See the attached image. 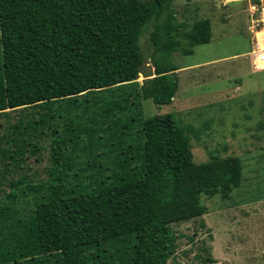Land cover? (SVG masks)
<instances>
[{
	"label": "trees",
	"instance_id": "16d2710c",
	"mask_svg": "<svg viewBox=\"0 0 264 264\" xmlns=\"http://www.w3.org/2000/svg\"><path fill=\"white\" fill-rule=\"evenodd\" d=\"M173 2L0 0V114L38 107L67 123L53 131L46 177L10 181L0 195V264H178L170 262L178 249L173 225L205 215L204 195L240 185L241 158L197 163L192 137L172 112L143 119L138 153L131 155L133 144L122 149L111 181L71 178L78 173L68 151L71 123L80 103L137 80L148 27L154 74L140 93L158 107L171 105L179 90L173 54L211 41V21L186 30ZM216 262L210 254L204 264Z\"/></svg>",
	"mask_w": 264,
	"mask_h": 264
},
{
	"label": "rangeland",
	"instance_id": "374dc122",
	"mask_svg": "<svg viewBox=\"0 0 264 264\" xmlns=\"http://www.w3.org/2000/svg\"><path fill=\"white\" fill-rule=\"evenodd\" d=\"M173 7L186 30L208 18L211 41L193 47L191 54H173V62L181 67L179 90L171 105L158 107L140 93L154 74L153 27H148L141 37L145 60L137 80L117 87L114 93L91 95L90 99L97 97L94 103H80L71 123L73 140L68 151L78 172L72 170L71 178L86 176L88 183L89 174L108 175L111 181L110 175L122 169L117 162L122 149L133 144L131 155L138 153L143 119L172 112L192 137L197 163L239 157L243 178L228 195H204L205 215L173 225L178 249L170 262L204 264L211 254L216 264H264V70L254 67L257 45L251 29L256 21L258 28L263 27L264 0H174ZM221 65L223 70L217 71ZM42 112H49L45 119H40ZM66 124L58 112L38 107L0 114V195L10 181L46 177L53 131L64 130ZM23 138L28 142L20 146ZM18 146L17 153L6 150Z\"/></svg>",
	"mask_w": 264,
	"mask_h": 264
},
{
	"label": "crops",
	"instance_id": "0c3cea01",
	"mask_svg": "<svg viewBox=\"0 0 264 264\" xmlns=\"http://www.w3.org/2000/svg\"><path fill=\"white\" fill-rule=\"evenodd\" d=\"M257 1H258V0H257ZM260 1H262V3H263V0H260ZM256 22H257V21H256ZM256 22H255V26H252V28H251L252 31H255V43H254V45H257V44H256V41H258V37H257V33H258L257 31H258V30H257ZM261 29H263V27H262ZM260 31H261V30H260ZM256 49H257V51H256ZM260 49H261V50H260ZM254 52H255V53H254ZM260 52H264V48H261L260 46H258V47H255V48L253 49V54H254V60H253V62H254V61L257 62V64L254 63V67H255L256 70H262V69L264 70V67H260V66H259V63H258V62H259V60H258V59H259L258 53H260ZM263 65H264V64H263ZM263 65H262V66H263ZM257 66H259L260 68L257 67ZM194 67H195V66H194ZM223 68H224V66H222V65H221L220 67L217 66V69H216V70H217V71H218L219 69H220V70H223ZM220 101H222V99H221ZM220 103H221V102H220ZM220 106H221V104H220Z\"/></svg>",
	"mask_w": 264,
	"mask_h": 264
},
{
	"label": "bare ground",
	"instance_id": "6f19581e",
	"mask_svg": "<svg viewBox=\"0 0 264 264\" xmlns=\"http://www.w3.org/2000/svg\"><path fill=\"white\" fill-rule=\"evenodd\" d=\"M258 40H259V44H260V46H261V48H264V27H263V29L261 30V31H259L258 33ZM261 37V38H260ZM258 47V46H257ZM261 50V49H260ZM259 60H261V58L259 57ZM255 64H257V62H255ZM263 64H261V66H262ZM260 66V67H261ZM257 67H259V66H257ZM259 67V68H260Z\"/></svg>",
	"mask_w": 264,
	"mask_h": 264
},
{
	"label": "built area",
	"instance_id": "2783aa9c",
	"mask_svg": "<svg viewBox=\"0 0 264 264\" xmlns=\"http://www.w3.org/2000/svg\"><path fill=\"white\" fill-rule=\"evenodd\" d=\"M252 9L256 11L257 6H256L255 4H253V5H252ZM258 25H259V24L256 25V26H257V30H258L257 32H259L260 30H262L260 27L258 28ZM263 27H264V24H263ZM256 44H257V46H260V44H259V40L256 41ZM260 47H261V46H260ZM258 56L261 58V63H263V62H264V52H260V53H258Z\"/></svg>",
	"mask_w": 264,
	"mask_h": 264
}]
</instances>
